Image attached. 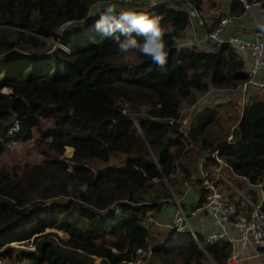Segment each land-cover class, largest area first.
I'll return each mask as SVG.
<instances>
[{
    "label": "trees",
    "instance_id": "16d2710c",
    "mask_svg": "<svg viewBox=\"0 0 264 264\" xmlns=\"http://www.w3.org/2000/svg\"><path fill=\"white\" fill-rule=\"evenodd\" d=\"M95 2L102 0H0V137L14 120L20 124L18 136L0 141V155L19 137L30 138L33 129L58 157L65 146L73 150L67 161L52 158L12 174L0 171V258L94 264L92 258L98 257L99 264H134L138 250H150L160 264H202L205 252L216 264H224L231 251L228 242L204 243L203 252L189 232L170 231L165 243L149 248L144 222L177 193L176 185L182 184L175 179L177 170L182 169L183 181L189 177L181 162L187 146L216 149L237 175L252 184L263 180L264 100L253 96L243 106L229 143L213 136L216 109L196 112L200 104L195 102H204L212 88L243 84L248 78L243 59L227 45L215 51L182 46L188 13L182 4L167 2L135 9L163 16L162 23L175 28L166 36L167 66L160 69L140 54L125 62L114 38L96 30L98 10L90 13ZM243 11L233 0L231 13ZM67 22L71 24L63 27L58 41L70 52L55 46L35 52L42 38L54 37ZM26 45L33 51L27 52ZM183 102L193 105L186 130H180ZM44 119L52 126L41 130ZM114 155L125 156L121 165L97 172L88 165L108 164ZM262 190L264 210V183ZM205 194L206 189H198L194 207L203 203ZM47 228L82 244L56 242L58 236L45 233ZM30 238L33 251L17 252L11 246Z\"/></svg>",
    "mask_w": 264,
    "mask_h": 264
},
{
    "label": "built area",
    "instance_id": "2783aa9c",
    "mask_svg": "<svg viewBox=\"0 0 264 264\" xmlns=\"http://www.w3.org/2000/svg\"><path fill=\"white\" fill-rule=\"evenodd\" d=\"M237 1L243 10L251 6L262 5L264 2V0ZM111 2L117 4L118 7L133 5L135 9H150L167 2L182 4L188 13L189 27L187 38L182 41L181 45L203 47L212 51L224 45L229 46L236 54L245 56L249 60V66L246 70L248 78L241 85L243 89L246 91L250 87L264 88V81L258 78L261 73H264V40L261 39V31H256L252 38H245L236 33H226L225 29L227 25L235 17L221 16V13L217 9L212 10L218 17L217 22L211 28H206L195 0H156L154 7L152 6V0H111ZM97 3L100 2H95L91 5L90 13L98 10L96 9L92 12V8ZM70 24L71 22L65 23L62 29ZM194 25L203 29L201 35H196ZM59 46L64 51H69L66 50L68 49L66 46ZM212 90L228 91L227 89L212 88L206 94ZM19 132L20 124L17 120H14L13 124L6 131V134L0 137V141L13 138ZM231 139L232 136L230 134L226 143H229ZM208 157L211 160L214 159L218 163V166L213 168L210 177L202 171L200 173L201 183L204 189H206L203 203L199 207H187L180 201L175 200L174 209L168 223L163 225L156 219L149 217L146 220V227L149 228L150 225H158L168 227L170 231L175 233L189 232L203 252H205L204 243L228 242L231 246V251L224 259V264H254V262L262 264V260H264V210L262 208L264 177L259 183L252 184L245 177L237 175L219 157L217 150L208 154ZM204 161L205 158L202 157L201 162ZM226 171L229 176L246 181L247 185L253 189L252 191L255 195L245 196L242 191L233 187V183L227 177ZM228 187L234 189L232 193H236L237 198H233L230 192H226ZM200 214H205L210 219V230L205 232L203 242L195 231V227L191 224V219L199 217ZM12 244L20 246L21 248H18L23 250L33 251L35 249L33 238ZM138 253H143V250H138ZM0 264H4L1 258ZM214 264L216 263L214 262Z\"/></svg>",
    "mask_w": 264,
    "mask_h": 264
},
{
    "label": "rangeland",
    "instance_id": "374dc122",
    "mask_svg": "<svg viewBox=\"0 0 264 264\" xmlns=\"http://www.w3.org/2000/svg\"><path fill=\"white\" fill-rule=\"evenodd\" d=\"M3 26V25H2ZM6 27V26H3ZM61 28L58 29V31L56 32L54 37H49V38H42V42L43 45L40 49L35 50V52H47L50 49L59 46V41H58V37L61 33ZM24 48L26 49L27 52H32L33 49H31L29 46H24ZM242 85V84H241ZM239 85L237 87V89H227L228 91V96H229V101H227L226 103L223 104H216V105H211L212 108L216 109L215 111L217 112L216 114V118L214 120L215 125L213 126L214 129H212V134L213 136L216 137H220L222 139L227 140L228 136L231 134L233 127L235 126V124L237 123L242 108L243 106L249 102V98H246V91L243 89V87ZM3 92H8L7 89H3ZM203 94H200L197 96V98H201ZM209 94H205L204 98H208ZM259 96V95H258ZM257 96V97H258ZM260 100H264V92L260 95L259 97ZM217 100H219V98H217ZM195 104H200V106H204V102L199 103V102H195ZM118 105L122 107L124 112H127L126 109L124 108V104L123 102H118ZM181 122H182V127L180 128V130H186L187 127L190 125V122H192L193 117L190 116V109L193 108V105H190L188 102H183L182 106H181ZM144 107L141 108V114L143 115V111H144ZM134 119V118H132ZM136 120V119H135ZM186 121L187 124H183V121ZM52 124L50 121L48 120H42L41 124H40V128L41 130H44L46 128L51 127ZM46 141L42 142L40 141V134L36 129H33L31 131V137L30 138H24V137H19L18 140H15L13 142H11L7 148V150L2 153L0 155V171L2 172H6V173H14V172H19L21 170H23L26 165L28 166H35V165H39L42 164L45 160H49L52 158H63L66 161L68 160V158H70V156L72 155L73 150H70V147L65 146V150L62 153V155H60V157H58L57 155H55L47 146V144L45 143ZM193 149H195V147H191L188 146L186 147V153L185 155L182 157L181 162L184 164V166L187 167L188 171H189V177L183 181V172L182 169H178L175 175V179H178L179 181H182V184H177L176 188H177V193H173V196H175V198L179 201H181L182 195L183 193H180L179 190L182 189L185 190V188L187 186L190 185L191 187V192L193 190V192H195L196 194H198V189L199 188H204L201 180H200V175H198V173H196V168L195 167H190L192 164V155L191 158L188 157L189 153H192ZM125 156L124 155H114L111 157L110 161L108 164H103L101 162L98 161H91L88 165L92 168L93 171L97 172L99 169H103L104 167H106L107 165H116L119 166L122 164V161L124 160ZM69 162V161H68ZM196 164V163H195ZM233 187H235L237 190L242 191V193L245 194V196H254L255 193L252 191L253 189L248 187L245 183L242 182H237V181H233L232 182ZM186 184V187L184 188ZM171 187H169L170 189ZM172 190V189H171ZM183 190V191H184ZM234 189H232V187H228L226 189V192H230V194H232V191ZM194 194V193H192ZM195 196V195H194ZM189 196L187 200L188 201H183L184 203H186L189 207H193L192 203L194 204L195 202H197L198 200V195L197 196ZM60 199V197L55 198V200ZM60 200H65V199H60ZM173 205H174V199L172 197V199L170 200ZM47 205V204H46ZM201 222H199V220L197 221V218L191 219V224L195 227V231L197 233L198 230L196 228H198V225ZM209 223V222H208ZM195 224V225H194ZM144 225L146 226V221L144 222ZM149 229V248L153 247V246H157L163 244L168 235H169V230L167 229V231H157L155 230V232L153 233L151 230L152 228H148ZM47 232H53L55 233L58 237L54 238V240L57 242H60V240L62 239L63 241H71V242H75L76 244H82V242L80 240H78L77 238L68 235L65 232H62L61 230H57L54 228H47L45 230ZM200 234L202 236H204V232H200ZM35 238V237H34ZM43 239H39V242H42ZM204 240L202 239V242ZM157 243V244H156ZM14 246L17 250V252L23 250L20 249L21 247L15 244H11V246ZM20 247V248H18ZM150 251V250H149ZM149 251H143V253H140L138 258L136 259L135 264H160L156 259L152 258L151 252ZM94 264H99L100 263V258L98 257H93L92 258ZM4 264H32V262L28 261V260H21L19 258H17L15 255L10 258V259H3ZM264 262V260H262ZM202 264H214L213 260L210 258V256L208 254L205 253V258L203 259ZM254 264H257V262H254Z\"/></svg>",
    "mask_w": 264,
    "mask_h": 264
},
{
    "label": "crops",
    "instance_id": "0c3cea01",
    "mask_svg": "<svg viewBox=\"0 0 264 264\" xmlns=\"http://www.w3.org/2000/svg\"><path fill=\"white\" fill-rule=\"evenodd\" d=\"M232 1L233 0H200V3L198 5V9H199L201 17L204 21L205 27L211 28L217 22L218 17L216 14H214L212 12L213 9H217L221 13V16L226 15V16H234L235 17L233 19V21L227 25V27L225 29L226 33H236V34L242 35L245 38H252L256 31H261L262 32L261 39L264 40V29H261L259 27L260 24H264V2L262 3V5L251 6L250 8L244 10L239 15H234L231 13ZM122 8L135 9V7L133 5L125 6ZM96 9L97 8L94 6L92 8V12ZM194 29H195L196 35H198V36L201 35L202 30H203L202 28H199L198 26L194 25ZM185 33H186V31L184 32V36H183L182 40L184 38L186 39ZM240 57L243 59L244 68L247 70V68L249 66V60L245 56H240ZM258 78L260 80L264 81V73H261L258 76ZM263 92H264V88L259 89V88H255V87H250L246 90V98L247 99L249 98V101H250L251 100L250 98H252L253 96L255 97V96L261 95ZM228 95H229L228 92H225V91L223 92V91H218V90H212L208 95L209 97L207 99L204 98V103H206V104H204V106L202 105V106L197 107V109L195 111L199 112L202 109L212 108V106H211L212 104L216 105V104L226 103L230 99ZM217 98H219V100H217ZM183 124H184V122H183ZM236 125H237V123L235 124V126ZM235 126L233 128H235ZM211 152H213V150H210V151L209 150H199L198 148L195 147V149H193L192 153L188 154V157H190V158L192 155V159L194 158L195 163H196V164L192 163L190 167H192V168L195 167L196 173H198V175H200V173L202 171L208 177H210L211 172L213 171V168H216L218 166V163L215 162L214 159H212V160L209 159L208 154H210ZM202 157L205 158L204 162H201ZM226 174H227V177L229 178V180L231 182L237 181V182L245 183L247 185L246 181H242V180H239L235 177L229 176L227 171H226ZM185 187H186V184H185L184 188ZM187 187L185 188V190L182 189V192H181V190H179V192L183 193L182 198H181L182 204L184 206L189 207L183 201L189 202L190 200H187L189 196H194V195L197 196L198 194L193 192V190L191 192L190 185ZM192 193H194V194H192ZM231 195L233 198H237L236 193L235 194L232 193ZM198 201H199V196H198L197 202H195L194 204L192 203L193 207L195 206V204L198 203ZM173 209H174L173 203L168 199L164 200V203L162 204L160 211L154 215H148L147 218H149V217L154 218L159 223L164 225L170 221ZM198 220H199V222H201L198 225V228H196L199 233L200 232L205 233V232L210 230V219L207 215L200 214L199 217H197V221ZM195 227H196V225H195ZM149 228H152L151 231L153 233L155 232V230H157V231H159V230L160 231H162V230L167 231V229L169 230L168 227L158 226V225H150ZM169 232H170V230H169ZM263 263L264 262L262 261V264Z\"/></svg>",
    "mask_w": 264,
    "mask_h": 264
},
{
    "label": "clouds",
    "instance_id": "9594fccd",
    "mask_svg": "<svg viewBox=\"0 0 264 264\" xmlns=\"http://www.w3.org/2000/svg\"><path fill=\"white\" fill-rule=\"evenodd\" d=\"M155 3L156 0H152L153 7ZM95 7L99 14V19L95 24L96 30L106 38H114L118 52L123 56L125 62L134 61L136 54H140L150 57L160 69L167 66L170 49L167 46L166 36L174 33L175 28L170 24H163V16H152L144 11L118 7L111 0H102ZM95 14L93 13V15ZM259 27L264 29V24H260ZM171 39L174 44L179 43L174 36ZM58 44L63 45L60 42ZM66 50L70 52L69 48ZM86 187V185L82 186L80 190H86ZM71 190V185H69V191ZM173 199L177 200L175 196Z\"/></svg>",
    "mask_w": 264,
    "mask_h": 264
},
{
    "label": "water",
    "instance_id": "95a60500",
    "mask_svg": "<svg viewBox=\"0 0 264 264\" xmlns=\"http://www.w3.org/2000/svg\"><path fill=\"white\" fill-rule=\"evenodd\" d=\"M133 121H134V122H136L135 120H133ZM136 123H137V122H136ZM136 123H135V124H136ZM165 183L168 185V183H167V181H166V180H165ZM168 188H169V185H168Z\"/></svg>",
    "mask_w": 264,
    "mask_h": 264
}]
</instances>
